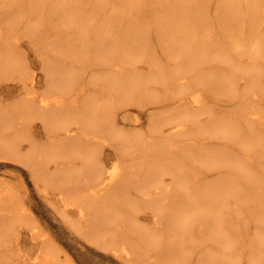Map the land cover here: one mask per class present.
I'll return each mask as SVG.
<instances>
[{
	"label": "bare ground",
	"instance_id": "6f19581e",
	"mask_svg": "<svg viewBox=\"0 0 264 264\" xmlns=\"http://www.w3.org/2000/svg\"><path fill=\"white\" fill-rule=\"evenodd\" d=\"M41 2L46 3L47 9L34 17L36 24L31 22L32 28L33 24L36 27L33 33H39L34 44L40 49L37 56L45 75V90L39 93L35 71L19 58L15 48L6 46L16 34L10 3L0 2V80L20 76L25 89L19 92L9 115L6 108L0 107V150L28 167L37 187L47 197L52 189V196L58 200L54 201L64 214L77 208L75 223L87 227L89 235L104 246L117 248L119 255L147 260L159 249L173 244L189 256L188 243L214 231L209 223L196 230L195 223L199 220L192 221L196 215L188 209L183 219L179 196L184 191L191 194L189 190L193 191L197 184L186 178L184 157L196 159L198 147L192 148L196 139L213 133L203 122V126L197 125L195 134L191 128L195 127L189 126L198 122V115L206 108L202 87L211 92L214 89L209 90L211 84L217 83L232 98L238 94L245 98L250 91L249 102L259 98L261 87L257 76L250 78L259 63L255 68L240 67L232 54L219 48L220 41L212 40L215 43L212 45L209 40L197 38L199 32L190 36L189 30L198 24L216 22L224 28L222 47L235 40V49L247 50L240 43L243 38L240 36L249 34L253 44L250 56L254 52L260 54L263 47L253 40L264 33V0ZM212 4L215 20L210 15ZM243 22L250 29L240 30ZM179 38L189 41L194 38L199 43L183 44L177 42ZM175 42L179 47L173 46ZM147 66L149 71L145 72ZM238 79L246 80L253 89L244 88L240 92ZM133 105L145 113L147 109L153 111L147 115L146 127L137 128L128 117H120V112ZM232 115L236 118L237 111ZM249 115L261 120L262 114L257 111ZM254 119L244 136L236 132V147L247 146L250 153L261 154L264 147L257 141L256 130L260 123L256 126ZM35 121L40 122L43 139L33 129ZM217 125L221 131L233 128L221 121ZM236 126L242 128L240 122ZM106 148L113 151L110 166L104 156ZM233 158L234 152L225 149L211 162L214 166L233 168ZM145 205L155 217L152 228L139 224L138 215ZM23 208L8 187L0 189V218L7 222L0 224L1 237L7 230L6 219L13 212L20 216ZM252 208L249 222L257 226L262 208ZM245 220L240 228L242 234L249 235L251 258L247 264H264V237L256 236L261 230L246 228ZM171 225L173 230L178 227L173 236ZM48 252L42 256L44 264L53 260V250L50 255ZM202 252L205 260L218 263L209 248Z\"/></svg>",
	"mask_w": 264,
	"mask_h": 264
},
{
	"label": "rangeland",
	"instance_id": "374dc122",
	"mask_svg": "<svg viewBox=\"0 0 264 264\" xmlns=\"http://www.w3.org/2000/svg\"><path fill=\"white\" fill-rule=\"evenodd\" d=\"M2 1L3 0H0V2ZM41 1L42 0H8L12 11L11 23L13 24V32L16 35L15 39L12 38L10 43L8 42V44H6L3 42L7 47L11 45L15 48L16 52L20 53L19 58L30 65L32 71H35V83L37 84L36 93L45 90L43 64L39 62L37 56V50L40 49H37V46L34 44L39 38L37 36L39 33H33L36 28L35 22L37 20L34 17L37 13H40V11L42 12L44 9H47L45 7L46 3ZM4 3L6 2L4 1ZM3 7L5 8V6ZM213 14L215 15V5L212 4L210 7V15L213 17ZM70 17L71 16L64 18L69 19ZM31 22L35 23L33 24V28ZM215 24L214 22L209 25L198 24L194 27L192 26L189 31L191 34L194 33L197 35L198 33L195 32H199L201 36L204 34L203 37L198 36L200 34L196 37L200 38L202 41L209 40L212 45L220 41L221 46L219 45V48L232 54V56L237 59L240 67H245V65H247L255 68V64L259 63L262 65V69H258V64L255 71H253L250 76V78L257 76V81L260 82L261 86L260 96L259 98L257 97L258 99L254 102H249L248 100L251 98L250 91L245 98L239 96L240 94L232 98L230 95L222 92L217 83L211 84L212 87L210 86L211 89L209 90L214 88L211 92H208L207 88L205 89L202 87L203 95H205L206 108L198 115V122L195 125L193 122L189 125L190 127L191 125L195 127H191L195 134L198 133V130H196L197 125L203 126L201 123L203 122L206 126H209L207 129L215 134L207 132L209 135L208 137L202 138L200 136L202 139H198L199 141L196 139L197 143L192 147L193 149L198 147L196 159L189 157V155L184 157L185 167H183V169L186 170V178L190 183L197 184L193 191L189 190L191 194L184 191L183 194L179 195L182 197L183 204L181 214L184 219L186 215H188L185 213V209H188L189 213L194 212L196 219L191 220H199L195 223L196 230L202 228L204 225L208 226L211 224L214 231L212 232L210 230L207 237L192 239L188 243V247H186L187 250L191 248L189 249V256H186L185 252H181L178 246L172 244V246L169 245V247L163 248V250L159 249L162 251L158 250L153 253V257L147 260L140 258L139 261L137 259L135 260V257L127 259L124 254H118V251H116L117 248L114 250L112 247L104 246L99 240H94L92 236L89 235L87 227L84 229L75 223L77 220V208L73 209V212L68 215L64 214L62 207L59 206L58 202H55L58 201L57 198L52 196L54 195L52 189L49 188L50 191H48L50 192V196L47 197L45 193H42V188L37 187L29 168L19 162L17 157L9 154L7 155L5 151L2 152L0 150V187H3L0 189L2 190L8 187L16 195L22 207H24L21 209L23 212H19L20 216H17L13 212V215L6 219L8 220V225L6 226L7 230L6 232H2V237L5 236L4 239H2L0 235V239L2 240L0 241V264H44L42 260L46 255L43 254L49 251L48 253L50 255V251L52 250L53 253L51 252V255L53 256L51 259L53 260H51V264H199V262L211 264L213 261L205 260V252H202L206 248H209L219 264L249 263V261H247L251 258V253L249 251L250 247L247 245L249 235L242 234L240 227L242 224L241 222L246 218L245 227L250 230H258V232L261 230L256 236L258 238L264 237V151H262L261 154H255L250 153V148L247 150V146L243 148L236 147L238 143L236 139L238 138L235 136L238 135L236 132H239L241 136L245 135L247 126L251 123L253 124L252 119H254L249 113H256L259 111V113L262 114L260 115L261 120L256 118L254 119L256 120L254 123L256 126L260 123V126L256 128L259 133L257 141L261 142L262 147H264V33L262 32L263 34L257 36L255 39L256 41L253 40L256 45L259 43L260 46L263 47L260 54L254 52L255 54L250 56L252 55L250 49L253 47V44L252 41H250L251 36L249 34H242L240 36L241 38L243 36L240 43L243 42L242 44L244 47L246 46L245 48L247 50H244L243 47L235 49L233 43L235 40L233 42L230 40L232 44L227 42L228 45L226 44V47H222V44H225V39L222 37L223 35L221 36L224 28H221L216 22ZM242 25L244 26L240 30L244 31V28H247L246 30L250 29L245 26V22L241 23L240 26ZM216 33L218 37L215 35ZM190 36H193V34ZM209 36L213 37L210 38ZM5 40L6 39L3 41ZM192 40L193 41H189L179 38L177 42L180 43L182 41L183 44L185 42L189 44L198 42L194 40V38ZM212 40L216 42L213 43ZM237 41L239 42V40ZM16 42H18V44H16ZM173 46L179 47L176 42ZM81 47L86 50L83 46ZM81 47H78L77 50L81 51ZM247 47H250L249 51ZM242 51H245V53ZM246 52H248V54ZM163 59L166 60V57H163ZM223 67L227 68L226 65H223ZM148 71L149 67L147 66L145 72ZM20 79V76L15 75L14 78L9 80H0V97L3 99L0 102V107L7 109V115L13 111L11 107L16 104L15 100L18 99L19 92L21 90L25 91ZM238 80L240 92L243 91L244 88L247 91L253 89L248 83V85L246 84V80ZM255 86L258 89V86ZM169 96L170 94H168V97ZM125 109L127 110H121L120 117H128L129 122H132L137 128L146 127L145 122H147V115L153 112L147 109L145 113V111L137 105ZM235 110L238 115L236 118L232 115ZM135 116H137L140 122H137ZM220 121L227 124L230 123L233 128H228L225 131L218 130L217 123ZM236 122L237 124L240 122L242 128L241 126L240 128L237 127ZM34 125L33 129L37 131V137L43 139L44 134L41 131L40 122L35 121ZM228 145L232 146L229 147ZM225 149L234 152V158L231 159L233 168H229L226 165L214 166L213 162H211L216 154L221 153ZM261 149L264 150V148ZM112 153L113 151L111 148L105 149L104 156L109 159V166L112 162L111 160H113L111 158ZM252 207L262 208V214L259 216L260 224L257 226L255 223L249 222L252 216L250 211ZM142 208L139 214L140 217L138 215V219H140L139 224L143 225L144 223V225H148L145 227L152 228V223L155 219L154 214L149 206L145 205ZM0 224H7V222L1 221L0 218ZM150 225L151 227H149ZM160 225L164 224L161 223ZM184 227L185 226H183V228ZM170 228L173 236L176 234L178 227L173 230V225H171ZM213 233L215 234L214 237L212 235ZM170 241L173 242L172 240ZM215 263L218 264L216 261L214 264Z\"/></svg>",
	"mask_w": 264,
	"mask_h": 264
}]
</instances>
